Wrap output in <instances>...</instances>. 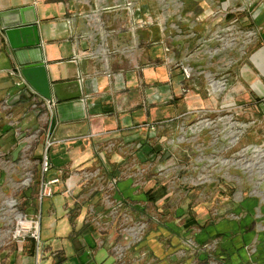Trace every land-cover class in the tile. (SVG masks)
I'll return each instance as SVG.
<instances>
[{
  "label": "crops",
  "instance_id": "1",
  "mask_svg": "<svg viewBox=\"0 0 264 264\" xmlns=\"http://www.w3.org/2000/svg\"><path fill=\"white\" fill-rule=\"evenodd\" d=\"M29 5L35 7L41 37V45L32 50L34 59L46 64L51 83L79 80L82 96L54 98L56 104L41 111L33 110L31 101L9 105L7 100L20 91L13 72L31 50L11 47L0 22V181L11 182V190L17 192V182L25 177L41 185L60 177L65 184L70 181L73 188L77 186L76 207L90 200L89 205L97 210L103 209L99 199L113 188L117 197L137 198L135 203L143 202V194L153 187L165 186L166 195L171 196L155 170L146 176L139 192L133 189L129 173L118 177L131 161H148L162 142L161 128L154 132L150 124L162 121L171 134L180 117L195 118V114L186 115L213 107L217 114L229 112L238 120L247 113L251 127L263 128L264 0H0V13ZM221 36L253 39L240 47L234 45V55L226 60L225 49L231 46L222 45ZM186 66L192 69L190 79L185 76ZM220 74L229 76L233 87L210 94L208 80ZM46 119L53 141L49 147L48 130L39 132L43 125L39 122ZM45 153L51 169L43 174ZM88 165L96 173L89 190L81 173ZM115 176L119 181L112 186ZM55 190L63 191V186ZM83 195L87 198L80 200ZM236 227L237 223L230 222L216 231L226 233ZM159 239L140 246L156 251V264H176L175 251L169 252L171 248H164L167 241ZM241 239L235 238L231 248L224 247L229 262L233 263L235 250L245 251L247 237L244 242ZM68 242L64 251L71 246ZM95 245L93 254L66 253L57 259L58 264H114L106 246ZM255 256L241 254L233 264H264ZM18 257L10 264H36V254Z\"/></svg>",
  "mask_w": 264,
  "mask_h": 264
},
{
  "label": "rangeland",
  "instance_id": "2",
  "mask_svg": "<svg viewBox=\"0 0 264 264\" xmlns=\"http://www.w3.org/2000/svg\"><path fill=\"white\" fill-rule=\"evenodd\" d=\"M219 39L227 48L231 46L225 49L227 60L234 55V45L243 46L253 38L221 36ZM184 72L187 79L192 77L191 67H184ZM229 72L227 68L225 73ZM221 75L210 76V94L228 92L233 87L230 77ZM214 109L201 107L186 115L195 114V118L180 117L171 134L163 128L162 121L150 124L154 132L161 128L162 142L144 164L131 161L118 173V177L129 173L133 189L139 192L146 176L155 170L172 191L171 196L166 195L165 186V190L153 187L143 194L141 199L145 202L135 203L137 198L117 197L113 188L99 199L103 209L97 210L89 205L90 200L76 207L77 186L73 188L69 181L67 188L60 177L49 185L51 195L42 193L47 182L41 185L40 181L25 177L17 182L16 192L11 190V182L0 181V264H10L16 255L20 258L18 255L31 254H36V264L45 260H56L54 264H58L57 259H63L66 253L93 254L98 243L106 246L108 256L112 253L114 264H156V251L153 253L148 246L140 245L152 239L159 241L161 237V241H167L164 248L175 251L172 257L176 264L185 260L186 264H233L237 261L234 258H241V254L254 258L257 254L264 261V156L256 157L251 150H264V125L256 130L251 127L247 113L238 120L229 112L217 114ZM39 123L43 124L39 132H46L49 120ZM86 167L81 168V173L88 180L89 190L91 176L96 173L95 168ZM118 177L111 180L112 186L117 185ZM58 185L63 186V191L55 190ZM147 192L152 194L150 198ZM86 198L83 195L80 200ZM21 221L24 227L30 224L31 228L21 230ZM230 222L237 223V227L226 233L216 231L218 226ZM89 225L91 229L87 228ZM157 233L161 235L155 236ZM245 237L248 242L245 251L235 250L233 263L229 262L224 247L231 248L229 245L236 242L235 238L244 242ZM30 240H34V245L31 246ZM67 240L71 246L67 245L64 251Z\"/></svg>",
  "mask_w": 264,
  "mask_h": 264
},
{
  "label": "water",
  "instance_id": "3",
  "mask_svg": "<svg viewBox=\"0 0 264 264\" xmlns=\"http://www.w3.org/2000/svg\"><path fill=\"white\" fill-rule=\"evenodd\" d=\"M2 31L11 47L15 49H29L27 60L23 62L20 72L32 88L47 99L55 98L57 101L76 99L82 96V87L79 80L51 83L46 64L34 59V51L41 45L38 19L35 7L32 5L18 9L2 11L0 13ZM17 79V77H16ZM32 92L20 90L8 100L9 105L17 102L31 101Z\"/></svg>",
  "mask_w": 264,
  "mask_h": 264
},
{
  "label": "built area",
  "instance_id": "4",
  "mask_svg": "<svg viewBox=\"0 0 264 264\" xmlns=\"http://www.w3.org/2000/svg\"><path fill=\"white\" fill-rule=\"evenodd\" d=\"M185 71L187 73L186 69H185ZM13 74L17 77L15 84L19 90H29L32 92L31 108L33 110L41 111V110H44L46 108H52L56 104L57 101L54 98L53 99H47V98L43 97L42 95H40L38 92H36L32 88V86L27 82V80L21 75L20 69L14 70ZM48 134H50L49 138H48V142H47V146L49 147L53 143V141L51 139L50 127L48 128ZM50 166H51L50 158H49L48 154L45 153V155L42 159L43 172L49 171ZM59 180L60 179L58 177L57 178L55 177V178L47 181V183H44L45 185L42 188L43 195H51L52 194V188L49 185L56 183ZM22 221L19 223L20 229L21 230H29L31 228V226L28 228L24 227L22 224Z\"/></svg>",
  "mask_w": 264,
  "mask_h": 264
},
{
  "label": "bare ground",
  "instance_id": "5",
  "mask_svg": "<svg viewBox=\"0 0 264 264\" xmlns=\"http://www.w3.org/2000/svg\"><path fill=\"white\" fill-rule=\"evenodd\" d=\"M251 150H252V152L254 153V155H255L256 157L261 158V157L264 156V150L255 149V148H253V149H251ZM260 168H261V167H260ZM260 170H261V169H260ZM29 225H30V224H27V225H26L27 228L29 227Z\"/></svg>",
  "mask_w": 264,
  "mask_h": 264
},
{
  "label": "trees",
  "instance_id": "6",
  "mask_svg": "<svg viewBox=\"0 0 264 264\" xmlns=\"http://www.w3.org/2000/svg\"><path fill=\"white\" fill-rule=\"evenodd\" d=\"M147 195H148V196H149V198H150L152 194L147 192Z\"/></svg>",
  "mask_w": 264,
  "mask_h": 264
}]
</instances>
